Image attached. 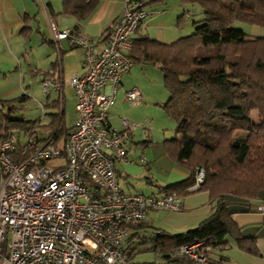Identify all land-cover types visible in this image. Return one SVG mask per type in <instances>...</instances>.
Wrapping results in <instances>:
<instances>
[{
  "label": "trees",
  "instance_id": "obj_1",
  "mask_svg": "<svg viewBox=\"0 0 264 264\" xmlns=\"http://www.w3.org/2000/svg\"><path fill=\"white\" fill-rule=\"evenodd\" d=\"M156 1L161 0H144V7ZM61 2L62 12L75 19L70 30L76 31L97 5V0ZM180 2L197 4L203 14L197 20L191 19L193 31L189 35L169 43L147 36L132 37L126 55L132 62L160 65L167 91L161 106L179 133L164 139V151L190 172L186 179L159 188L179 198L195 192L188 191V187L193 183L195 169L201 167L204 180L198 190L208 192L212 213L181 233L150 229L144 218L130 221L123 249L129 258L142 251L160 253L164 260L161 264H221L226 259L220 251L229 238L239 249L258 254L254 237L240 232L224 196L254 198L264 189V36L252 37L241 27L232 26L236 21L264 26V0ZM183 14L192 18L191 10L183 7L179 21ZM27 98L23 93L0 99V142L11 134L26 136L30 132L41 142L56 143L59 136L64 140L72 127L65 129L61 121L52 119L41 124L39 119L17 115ZM252 110H257L261 119H253ZM41 131L47 133L45 138H39ZM194 242H201L205 249L204 263L172 251Z\"/></svg>",
  "mask_w": 264,
  "mask_h": 264
},
{
  "label": "built area",
  "instance_id": "obj_2",
  "mask_svg": "<svg viewBox=\"0 0 264 264\" xmlns=\"http://www.w3.org/2000/svg\"><path fill=\"white\" fill-rule=\"evenodd\" d=\"M144 6V0H126L97 52L83 32L59 29L50 21L54 39L83 51V71L69 78L76 118L61 145L41 142L32 132L23 141L11 134L0 142V264H146L123 249L131 230L127 223L142 220L148 209L181 208L172 193L124 192L117 179L115 164L128 162L133 124L121 118L122 128L116 129L107 111L132 65L126 52L148 14ZM52 72L47 71L43 89L60 92L62 79ZM125 97L136 104L141 94L132 88ZM203 180L204 171L197 167L188 191H197ZM254 211L264 214V201ZM172 251L199 263L206 260L201 242Z\"/></svg>",
  "mask_w": 264,
  "mask_h": 264
},
{
  "label": "crops",
  "instance_id": "obj_3",
  "mask_svg": "<svg viewBox=\"0 0 264 264\" xmlns=\"http://www.w3.org/2000/svg\"><path fill=\"white\" fill-rule=\"evenodd\" d=\"M125 1L97 0L95 9L80 28L81 32L93 40L96 52L104 45L106 34L121 15ZM183 7L187 9V5H182L180 0H161L149 3L146 6L148 14L132 37L147 36L169 43L179 37L189 35L193 31L192 18L183 14L181 20H178ZM199 11L201 12V9ZM184 16L190 18V29L186 28L187 31L191 30L189 34L182 32L181 27L186 24L183 21ZM50 21H53L59 29H73L75 25V19L62 12L61 0H0V99L27 94L29 79H38L42 83L48 69L52 68V76L54 78L61 77L62 87L60 92L56 91L58 97L51 101L50 105L49 103L47 105L58 110L49 113L51 117L47 122L40 121V123L47 124L55 119L61 121L65 129H70L75 122L76 110L74 89L69 84V78L74 73L83 71V51L80 47L70 46L66 39H54L49 28ZM240 27L249 36H264V26L241 23ZM148 77L153 80H149ZM154 86L160 90H158V94L152 95ZM150 87L152 90L149 91ZM132 88L138 89L141 94L139 102L136 104L130 103L125 97V92ZM165 92L167 93L163 86L160 65L133 60L130 69L122 75L115 93L114 103L107 111L108 123L112 127L121 129V118H126L129 123L133 124L130 130L127 157L129 155L131 158H136L144 153L149 155L145 164H140L129 158L128 162L115 164L118 184L124 192L132 191L130 188L125 189L120 184L122 179L126 186L138 188L134 191L143 194L163 195L165 193L159 187L178 183L189 177V170L174 162L164 150L158 149L154 152L148 150L151 145L140 146V141H135L136 136L141 134L144 138L147 135L145 131L139 129L138 123L145 121L150 114L148 110L154 108L145 101L153 98L157 103L162 102L163 104L167 99H164ZM67 101L71 102L69 106L72 108V120L69 124L65 119ZM165 121H168L170 126L172 123L174 124L169 119H165ZM38 134L41 139L47 136L45 131ZM17 136L20 141L25 139V135L21 133ZM62 141L63 136H59L55 142L61 145ZM164 156L167 160H171L170 163L163 162ZM159 163L165 165L164 170L162 169V176L153 174L154 168ZM133 178L140 179V186L137 183L134 185L131 183ZM180 199L182 207L179 210L148 209L143 221L151 227L150 229L181 233L194 227L212 213V202L205 190L182 195ZM261 201H264V189L259 190L254 198L238 197L232 194L224 196V202L240 232L244 236L254 237L258 254H251L239 249L234 240L229 238L220 251L226 259L221 264H264V214L254 211L255 204ZM161 259L163 262V257ZM174 264L193 263L185 261Z\"/></svg>",
  "mask_w": 264,
  "mask_h": 264
},
{
  "label": "rangeland",
  "instance_id": "obj_4",
  "mask_svg": "<svg viewBox=\"0 0 264 264\" xmlns=\"http://www.w3.org/2000/svg\"><path fill=\"white\" fill-rule=\"evenodd\" d=\"M187 8H189L191 10L192 19L197 20L198 18H201L203 16L202 12L199 11L200 9L198 8L197 4H193V5L188 4ZM189 19L190 18H188L187 16H184L183 21L186 24H184L181 27L183 34H189L191 32V30L187 31V29H186V28L190 29ZM241 23L242 22L236 21L232 24V26L233 27H235V26L240 27ZM145 76H147V75L145 74ZM149 80L152 81L153 79L149 78ZM152 88H153V94L152 95L158 94V90H160V89H158L156 86H154ZM152 88L151 87L148 88L149 91L152 90ZM26 93L28 94L29 97L26 100V102L24 103L23 109L19 110L17 113V115L23 117L24 119L34 120V119L40 118L41 122H47L51 117L49 113H51L52 111L58 110L55 107L47 105V103H49V105H50L51 101L55 100L58 97V94L54 90H50L49 92H46L43 89V81L41 83V81H39L38 79L37 80H35L34 78L29 79V86L27 88ZM165 94L167 96L166 92H165ZM166 96L164 97V99L167 98ZM145 103L152 105L154 107L153 109H156V110L149 109L148 110V112L150 113L149 116L146 117L145 121L138 123L139 129H141L142 131H145V133L147 135L144 136V138H143L140 134V135L136 136L135 141L139 140L140 144H141L140 146L151 145L150 147H148V150H152V151L156 152L159 149L162 151V150H164L163 140L165 138H170L172 136H178L179 135V133L176 131V124L173 120H171L169 118V116L166 114L165 110L162 108V106H161L162 102L157 103L156 99L152 98V99L146 100ZM70 104H71V102L67 101L66 107H65L66 108L65 109V119H66V123H68V124L71 123V120H72L71 119L72 118L71 117L72 108L69 106ZM251 116L253 119H255L257 121H258V119H261V118H258V111L257 110H252ZM165 119H169L170 121H173L174 124L172 123L170 126V124H168L169 122L168 121L166 122ZM150 140H151V142H150ZM162 147H163V149H162ZM144 154H143L144 156L138 155L136 158H131L128 155L127 158L137 161L138 158L144 157L147 160L149 158V155L147 153H144ZM159 154H160V152H159ZM163 159H165V160H163V162L165 164L170 163V161H171V160H167V158L165 156ZM164 166L165 165L163 163L157 164L156 168H154V170H153V174H158L159 176L160 175L162 176L163 175L162 169L164 168ZM139 181H140V179L133 178L131 180V183L133 185L135 183H137L138 186H140ZM120 184L122 186H124L125 189L130 188V190L132 192H138V191H134V190L138 189L136 186H134V187L126 186L125 183L123 182V179L120 180ZM135 259L137 261H142V262L149 263V264H161V261H162L161 254L155 253L152 251L137 252L135 254Z\"/></svg>",
  "mask_w": 264,
  "mask_h": 264
}]
</instances>
